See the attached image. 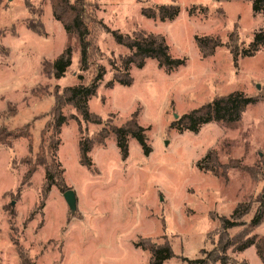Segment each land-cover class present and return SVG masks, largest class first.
<instances>
[{
	"label": "rangeland",
	"instance_id": "1",
	"mask_svg": "<svg viewBox=\"0 0 264 264\" xmlns=\"http://www.w3.org/2000/svg\"><path fill=\"white\" fill-rule=\"evenodd\" d=\"M85 1L111 30L163 36L171 56L185 65L166 73L147 60L142 69L130 68V86L107 88L113 65L128 53L110 34L100 32L95 66L82 71L75 40L53 19L49 0H0V131L9 134L7 142L0 141V264H21L19 251L33 264H148L149 254L134 246L145 240L169 244L173 257L165 264H181L182 257L214 248L218 218L229 217L238 203L253 200L263 188L264 101L247 107L234 128L209 123L196 134H179L171 126L183 114L232 92L264 98V47L236 62L228 48L233 32L238 47H248L254 34L264 30V10L254 13L249 0H174L179 14L160 22L143 17L140 9L173 0ZM192 6L208 11L190 17ZM29 20L41 23L45 35L35 34ZM195 36L217 37L222 45L203 58ZM68 45L74 49L72 64L64 77L54 79L50 64ZM97 66L104 76L88 107L101 124L83 121L70 106L62 108L73 118L61 128L55 160L66 188L76 196L71 211L57 188L44 199L41 194L45 164L51 161L46 148L54 96L67 87L88 85ZM135 112L146 130L149 155L129 139L123 160L109 138L104 146L93 147L91 170L80 165L79 127L92 136L103 126H120ZM209 150L217 152L221 163L240 161L241 170H229L227 184L196 168ZM30 166L35 172L23 181ZM254 233L264 236V222ZM226 255L228 264H263L254 247Z\"/></svg>",
	"mask_w": 264,
	"mask_h": 264
},
{
	"label": "trees",
	"instance_id": "2",
	"mask_svg": "<svg viewBox=\"0 0 264 264\" xmlns=\"http://www.w3.org/2000/svg\"><path fill=\"white\" fill-rule=\"evenodd\" d=\"M220 1V0H215ZM229 1V0H224ZM252 2L254 13L264 10V0H249ZM53 19L60 23L67 38L74 39L79 52V68L82 71L92 70L95 66V58L99 53L97 47V36L100 32L110 34L113 41L124 47L128 53L119 59L118 64L113 65L112 79L106 83L107 88L114 85L130 86L133 79L130 75V68L142 69L147 60L157 63L159 69L171 73L185 65V60L174 58L163 36L145 31H134L131 35L122 34L117 30H111L101 20L97 19L92 5L85 0H49ZM180 7L176 1L167 4H160L150 7H142L140 13L143 17L160 22L173 21L179 14ZM207 8L203 6H192L187 11L188 16H195L196 13L204 15ZM28 27L37 35L44 36L45 32L41 23L35 25L32 20L28 21ZM238 36L235 32L229 35L228 48L233 61L238 57H252L264 47V30L254 34L252 41L247 48L240 49L237 45ZM195 45L203 58L212 56L216 48L222 45L217 37L195 36ZM73 47L68 45L50 64V74L54 79L64 77L72 64ZM104 76V70L98 66L95 68L94 76L88 85H77L67 87L61 94L54 96V117L51 122V135L47 145V152L51 161L45 164V177L41 190L42 198H46L52 187L61 192L68 190L63 179V169L55 160L62 126L72 120V116L62 113V108L70 106L82 118L83 121L101 124L100 118L89 111L88 101L97 93ZM264 98L247 96L241 92H232L219 96L195 108L174 121L171 126L179 134L183 132L198 133L203 125L215 123L227 128L236 127L242 120V116L249 106H254ZM80 138L78 141L80 165L88 170L93 168L90 153L94 146H104L107 139L112 138L119 151L121 159L125 160L129 155V139L135 140L140 146L144 155H149L151 148L148 145L146 130L138 123V113L120 126L106 125L92 136L84 135L79 127ZM9 134L0 131V141L3 144L9 139ZM14 138V137H13ZM12 138V139H13ZM15 139V138H14ZM1 144V142H0ZM196 168L209 173L223 184L228 183L229 170H241L240 161L229 159L227 163H221L215 150H209L204 157L196 163ZM35 172V167L30 166L24 175L23 181L30 179ZM259 175L264 181V164L259 170ZM255 210L252 217H247L252 210ZM220 228L217 231V242L210 251L201 250V254L195 258H181V264H228L229 258L226 255L228 250L233 252H244L254 247L255 254L264 264V236L257 235L254 230L264 222V184L261 192L251 201L238 203L232 210L229 217H219ZM237 229L233 234L230 230ZM136 248L149 254L148 264H165L173 257L169 244H154L149 240L135 243ZM21 264H33L22 252H18ZM245 264V263H242Z\"/></svg>",
	"mask_w": 264,
	"mask_h": 264
},
{
	"label": "water",
	"instance_id": "3",
	"mask_svg": "<svg viewBox=\"0 0 264 264\" xmlns=\"http://www.w3.org/2000/svg\"><path fill=\"white\" fill-rule=\"evenodd\" d=\"M62 196H63V199H64L65 203L67 204L68 208L71 211H74L76 208L75 193L71 189H68L62 194Z\"/></svg>",
	"mask_w": 264,
	"mask_h": 264
}]
</instances>
